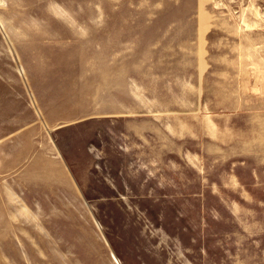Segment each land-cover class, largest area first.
I'll list each match as a JSON object with an SVG mask.
<instances>
[{
    "label": "crops",
    "instance_id": "0c3cea01",
    "mask_svg": "<svg viewBox=\"0 0 264 264\" xmlns=\"http://www.w3.org/2000/svg\"><path fill=\"white\" fill-rule=\"evenodd\" d=\"M98 15L38 34L49 49L24 79L41 120L21 132L25 146L13 139L0 171L19 247L88 264H264V119L239 126L223 112L251 98L217 97L212 128L208 99L192 97L198 63L157 44L195 24ZM80 127L88 145L64 149L58 137Z\"/></svg>",
    "mask_w": 264,
    "mask_h": 264
},
{
    "label": "rangeland",
    "instance_id": "374dc122",
    "mask_svg": "<svg viewBox=\"0 0 264 264\" xmlns=\"http://www.w3.org/2000/svg\"><path fill=\"white\" fill-rule=\"evenodd\" d=\"M98 8L106 9L107 22L195 24L180 27L187 31L180 38L160 39L157 44H175L184 52V61L198 63V70L191 72L200 74L201 89H193L192 97L208 99L203 109L210 126L215 128L217 111H222L217 97L251 98L233 104L234 116L223 109L226 121L234 119L240 126L248 118L264 119V0H0V171L6 166L9 170L14 160L13 139L25 146L21 132L41 120L24 79L32 62L43 60L49 49L44 40L50 36L38 35L41 29L101 22ZM192 55L197 58L185 59ZM257 133H262L260 126ZM58 140L64 149L69 144L88 145V129L80 127ZM1 177L0 190L9 184V177ZM185 208L190 209L188 204ZM2 211L0 264H88L81 256L34 259L29 245L19 247L17 215ZM93 211L87 210L91 215Z\"/></svg>",
    "mask_w": 264,
    "mask_h": 264
}]
</instances>
